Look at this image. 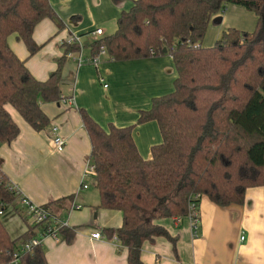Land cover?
I'll return each instance as SVG.
<instances>
[{
    "label": "trees",
    "instance_id": "16d2710c",
    "mask_svg": "<svg viewBox=\"0 0 264 264\" xmlns=\"http://www.w3.org/2000/svg\"><path fill=\"white\" fill-rule=\"evenodd\" d=\"M230 4L254 12L255 29L230 27L213 46H203L213 15ZM56 16L50 0H0V145L20 133L9 105L42 131L50 124L42 104L62 99L67 53L79 47L63 46L57 69L39 80L8 43L15 34L35 55L42 47L33 38L35 27ZM89 46L93 55L103 46L114 61L169 54L176 66L173 91L139 112L137 123L155 120L162 135L149 158L138 150L135 125L110 123L106 129L79 109L91 142L99 207L122 213L121 227L105 233L117 235L127 248L126 264H144L147 240L164 236L176 250V238L157 220L186 217L190 203L199 206L203 196L222 207L243 204L249 188L264 186V0H134L120 13L115 31ZM11 186L0 170V205L6 211L17 200ZM71 201L64 197L43 206L57 214ZM40 226L48 229L51 221L29 224L12 237L0 215V264H49L43 245L33 244ZM60 232L73 240V227ZM27 243L32 249L22 251Z\"/></svg>",
    "mask_w": 264,
    "mask_h": 264
},
{
    "label": "crops",
    "instance_id": "0c3cea01",
    "mask_svg": "<svg viewBox=\"0 0 264 264\" xmlns=\"http://www.w3.org/2000/svg\"><path fill=\"white\" fill-rule=\"evenodd\" d=\"M133 1L115 4L112 0H50L57 16L43 19L33 34L41 49L30 56L25 43L15 34L8 37V43L37 79L46 80L57 69L59 58L64 54L62 39L76 33L88 46L95 39L91 32L96 28L104 30L100 37L109 35L105 34L102 23L110 24L108 27L113 31V19L117 25L120 13L128 10ZM234 6L230 4L224 13L213 15L203 39L204 46L212 45L228 28L242 25L238 18H248L249 11ZM98 11L105 14L98 24H91V18ZM254 20V26L250 25L245 31L255 29L257 18ZM62 75V99L42 104L50 119L45 130L35 131L11 105L8 106L20 133L10 143L0 145V170L19 192L13 212L27 216L22 198L44 205L72 197L69 207L57 214L74 228L73 240L67 242L61 232L58 240L46 237L42 245L48 263L126 264L127 248L105 233L106 229L121 227V211L99 207L94 174L86 177L87 188L82 187L84 171L90 162L91 142L79 109H85L106 129L110 123L120 127L135 125L133 136L138 150L144 158H149L152 146L162 141V135L155 120L138 124L139 112L150 108L154 97L173 91L176 66L169 54L129 61H114L105 54L98 65H79L67 57ZM69 97L74 98V103L64 100ZM53 126L58 127L65 141L63 151H58L54 145ZM73 204L79 208L71 210ZM14 213L7 215L4 223L12 237H17L29 224L35 223L29 216L22 221L16 214L13 216ZM199 214L200 223L195 229L187 217L179 221L157 220L176 238V250L164 236L147 240L141 253L144 264H264V186L249 188L245 202L238 205L222 207L203 196ZM42 228L38 227L37 236L42 234ZM94 231H100L105 239H93Z\"/></svg>",
    "mask_w": 264,
    "mask_h": 264
},
{
    "label": "built area",
    "instance_id": "2783aa9c",
    "mask_svg": "<svg viewBox=\"0 0 264 264\" xmlns=\"http://www.w3.org/2000/svg\"><path fill=\"white\" fill-rule=\"evenodd\" d=\"M91 33L93 34L95 39H98L104 33V30L102 28H96ZM60 44L62 47L63 46L65 47L67 45H77L79 47L78 50L70 51L67 53V57L69 59H73L79 65L83 63H92L94 65H98L100 63L101 56L106 54V50L102 46L100 48L99 53L93 55L91 52L90 46L84 45L83 42L81 41V37L77 35L76 33H71L68 37H66L65 39H62L60 41ZM105 86L107 87L106 84ZM64 100L67 101L68 104L74 103L73 97L65 98ZM51 133L53 135V141H54V145L56 149L58 151H63L65 148V141L62 138V136L59 135L58 127L53 126L51 129ZM94 173H95V165L89 162L84 171V175H83L84 176L83 177L84 181H82L83 188H87L88 186L87 183H85L86 177ZM11 187L17 192V194L19 193L16 186L12 185ZM21 202H22V205L24 206L23 208L25 209V214L29 216L33 220L34 223L42 222L43 224H46L47 222L51 221V227L48 229H44L41 235L36 236L33 239V244H42L43 240L46 237H52L58 240L59 235H60V230L62 228H70L69 223L66 218L62 217L59 214H54L50 209L45 208L43 205L32 203L27 198H22ZM75 208H79V206L73 204L71 207V210ZM6 212L7 211L2 208V205H0V215L4 217ZM186 217L189 219L192 228L195 229L199 225L200 223L199 206L197 205L196 202L190 203L188 215ZM180 219L181 218H176L175 220L179 221ZM91 237L96 240L105 239L104 235L100 231H94L93 233H91ZM113 241L121 245L117 235L113 236ZM20 249L22 251H28L32 249V244L27 243L23 245ZM15 256L17 257V254H15Z\"/></svg>",
    "mask_w": 264,
    "mask_h": 264
},
{
    "label": "rangeland",
    "instance_id": "374dc122",
    "mask_svg": "<svg viewBox=\"0 0 264 264\" xmlns=\"http://www.w3.org/2000/svg\"><path fill=\"white\" fill-rule=\"evenodd\" d=\"M236 6H239V5H236ZM236 6H234V7H236ZM241 7H242V6H241ZM242 9H244V11H247V12L249 11V10H246L244 7H242ZM225 11H226V10H225ZM225 11H224V12H225ZM224 12H222V13H224ZM248 13H249V14H247V15H248V18H246V19H244V20H243V18H238V20L242 23V25L239 24V26H238V27L235 26V28L242 29V30H248V27H249L250 25H251V26H254V24H255V20H254V19L257 18V17L255 16L254 12L252 13V11H249ZM103 14H105V13H103ZM103 14H102V12L98 11L97 14H95V16H94L93 18H91V24H92L93 22H96V23H97V21L101 20ZM234 19L237 20V18H234ZM114 21H115V19H113V25H115V28H114L113 31H111V30H112V29H111V26L108 27V25H110V24L102 23V25L104 26V28H105V30H106V33H105V34H112V33L115 31L117 25L115 24L116 22H114ZM256 21H257V20H256ZM109 22H110V21H109ZM97 24H98V23H97ZM111 24H112V23H111ZM216 26H217V25H216ZM218 26H219V24H218ZM252 31H253V30H252ZM82 36H83V35H82ZM85 36H86V35H85ZM83 40H85V39H83ZM82 42H83V41H82ZM215 42H216V41H214V43H212V45H210V46H213V45L215 44ZM203 46H204V45H203ZM205 47H209V46H205ZM91 187H92V186H91ZM8 209H9V210H7L5 216L3 217L4 219H5V217H6L7 215H10V213H14V212H13L14 209L12 208V206H10ZM15 214H16V213H14L13 216H15ZM16 215L18 216L19 219L22 218V221H23L24 213H17Z\"/></svg>",
    "mask_w": 264,
    "mask_h": 264
}]
</instances>
